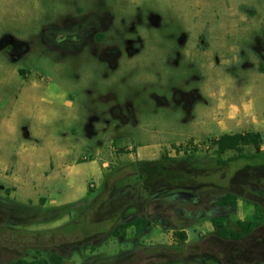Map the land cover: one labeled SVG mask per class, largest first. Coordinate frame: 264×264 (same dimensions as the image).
<instances>
[{
    "label": "rangeland",
    "instance_id": "obj_1",
    "mask_svg": "<svg viewBox=\"0 0 264 264\" xmlns=\"http://www.w3.org/2000/svg\"><path fill=\"white\" fill-rule=\"evenodd\" d=\"M94 14L103 22L101 29L91 34L104 29L106 43L111 46L93 43L96 37L92 44L100 48L95 50L86 42L73 50L70 43L62 41L78 33L67 29L71 20L86 21L84 29L87 25L93 29L97 20L90 15ZM115 47L122 51L118 62H104L105 49ZM131 48L141 53L130 57ZM188 51L192 52L190 57ZM200 58V66L195 63L194 69L190 67ZM261 65L264 0H0V116L8 117L7 122H0V147L10 154L11 161H17L26 148L37 146L40 152L31 157L33 162L27 159L26 164L18 165H31L38 177L52 164L60 167L64 148L74 149L79 161L88 160L84 157L94 150L88 145L93 146L96 136H102L94 131L104 128L119 134L126 116L134 125L157 111H169L167 116L191 112L196 93L190 91L199 85L202 73L210 77L213 68L236 72L243 93L236 86L224 89L228 102L263 96L264 82L251 85V77L263 71ZM143 72L151 76L138 81ZM228 78L223 75L220 80ZM57 87L65 89L75 105H60L56 100L55 106H60L56 115L62 111L63 116H47L48 103L60 93ZM44 96L50 100L45 101ZM236 108L231 106L224 117L236 119L232 112ZM260 119L258 127L237 121L224 131L257 130L264 138V116ZM183 125L178 121V127ZM150 126L163 128L157 122ZM210 137L196 138L204 152H196L193 145L196 160L168 151L169 160H159L162 152L135 168L129 165L134 163L129 156L123 155L128 153L118 151L99 177L92 162L79 163L73 191V196L80 195L79 206L46 223L27 224L26 214L11 216L14 210H28L21 204L11 206L6 200L14 199L6 188L9 184L1 182L0 263L40 259L35 249L49 257L46 248L62 254L65 264H234L237 259L255 264L260 258L264 260V144L256 159L220 166L215 150L205 146ZM244 152L255 154L256 150L245 147ZM237 154L230 151L227 157ZM143 167L147 170L140 180ZM9 172L13 171L5 173ZM57 186L71 193L62 179L50 182L52 189ZM227 193L239 197L237 207L218 206ZM16 201L39 209L40 201ZM199 202L198 210H192ZM138 214L152 218L156 230L140 238L130 228L126 238L113 237L112 231L120 222ZM218 215L224 216L230 228H237L238 221L255 218L258 225L245 242L226 246L212 224ZM178 229L189 235L186 246L179 248L173 236ZM261 252L262 257H257Z\"/></svg>",
    "mask_w": 264,
    "mask_h": 264
},
{
    "label": "crops",
    "instance_id": "obj_2",
    "mask_svg": "<svg viewBox=\"0 0 264 264\" xmlns=\"http://www.w3.org/2000/svg\"><path fill=\"white\" fill-rule=\"evenodd\" d=\"M209 46H207V48H209ZM191 50L192 48L190 51ZM190 51H188L189 57L192 53ZM140 53L141 52H139V50L136 51L135 49L131 48L129 51V56L136 57ZM121 56L122 51L120 50V52L116 55V62H118V59ZM191 60L192 59H190V62ZM103 61L107 62L105 59ZM202 62L203 61L201 58L200 61L194 60V65L190 67L194 69L195 63L200 66ZM205 66L206 68L208 67L206 64ZM261 69L263 71H259L258 74L255 75V78L251 77V79H253L251 85H261V83L264 82L263 65H261ZM29 74L30 73L27 72V75ZM207 74L204 75L203 72L200 76L201 81L199 82V85L193 88L196 91H190L192 93H196L194 95L196 101L194 102L192 110L189 113L188 110H185V108H182L185 110L184 114L175 116H167L168 114L166 113L169 111H157L145 116L144 118H141L140 120H137L138 122L134 125L131 122H128L129 119L128 116H126L127 118L125 117V122L123 123L122 127L120 126L119 134H113L110 130L106 131L104 128L95 130L94 127L95 134L96 132H99V134L102 136L100 137L97 135L93 146L88 145V149L94 148V150H92V153H89L84 157H89V159L86 161H79L81 157L75 152L74 149L64 148V151L61 152L60 155V167H56L55 164H52L50 170H46L36 177L33 174V170L30 168L31 165H24V167H21L18 164H26L27 159L30 162H33L31 161V157H36L40 152V149L37 146L33 145L26 148L20 153L21 156L17 161H11L10 154L5 152L4 147H0V183L5 181L9 184V186L6 188L10 190L9 195L11 194V198H14L13 200L16 199L22 202L33 203L44 200L46 207L74 203L81 199L79 198L80 195L73 196V191H75L76 188L74 176L76 174V166L79 163L92 162L96 166V173L99 177L100 175L103 176L104 168L112 162L118 151L119 153H128L123 155H126L127 157L129 156V161L136 162L152 160L158 158L162 152L165 153L168 151H175V147L185 145L188 142H197L196 138L199 136L204 135L218 137L224 133H228L224 131V127L234 125V123L237 121L248 123L253 127H258L261 122L260 117L264 116V106H260L262 102L264 103V95H259L257 98H254L251 95V100L246 98L242 100L241 103L235 101L228 102L229 96L228 93L224 94V89L228 91L229 87L236 86L237 91L239 93H243L241 87L239 88L238 86L240 84L236 72L229 70L226 67H219L218 69L213 68L212 73H210V77H208ZM223 75L229 77L226 82L224 80H220ZM150 76L151 74L148 72H143L137 76V80L142 81L144 78ZM29 79H31V77ZM147 84H151V82H148ZM57 88L59 89L61 87ZM33 89H36V86H33ZM199 90L200 95L198 93ZM42 99L45 101L50 100L48 96H44ZM52 100L53 101L48 103L47 106L48 111L45 113L47 116H54L60 112V106H55L56 100L60 101V105L62 103H70L73 106L75 105L73 101L69 100V94L67 91L62 88L60 93L56 94ZM244 101H246V103L243 104ZM233 105L238 107L235 110H232L236 119L224 117L230 110V107ZM118 115H122V113H118ZM59 116H63L62 111L59 115L54 117ZM7 118L8 117L0 116V122H7ZM180 120L184 124L182 128L177 126L178 121ZM173 121L177 122L173 124ZM67 122H69V120H67ZM152 122L160 123L163 128L157 130L153 129L150 126ZM208 127L210 128L208 129ZM242 131L243 130H240L239 132ZM48 143L51 145L52 142L49 141ZM68 157H71L72 159L68 160ZM8 169H11L13 172L5 173L8 171ZM57 179H62L66 185L71 188V193H69L65 187L57 186L52 189L50 187V182H55ZM88 191H90L89 188ZM29 194H31L32 197L28 196ZM22 196H25L29 199H23ZM153 230L156 229L154 228ZM220 240L226 244L224 239L220 238ZM234 264H237V261H235Z\"/></svg>",
    "mask_w": 264,
    "mask_h": 264
},
{
    "label": "trees",
    "instance_id": "obj_3",
    "mask_svg": "<svg viewBox=\"0 0 264 264\" xmlns=\"http://www.w3.org/2000/svg\"><path fill=\"white\" fill-rule=\"evenodd\" d=\"M209 142L212 146L216 148V163L220 166H227L229 163L237 161V160H253L256 159L262 152V146L264 144V138L262 134L258 131H244L238 133H224L218 137H210ZM197 145V142H188L185 145H180L175 147L176 156L188 157L189 160H196L197 154L195 150H193V145ZM245 147H253L256 150L255 154H246L244 152ZM235 151L238 154L236 156L227 157L228 152ZM175 156V158H176ZM159 160L167 161L169 158L167 157V152L163 153ZM158 160V161H159ZM154 162V161H152ZM149 162V163H152ZM157 162V161H156ZM148 164V161H136L134 163H130L131 167L144 166ZM147 170L145 167L141 170V174L139 175L140 180H143V172ZM142 175V176H141ZM107 183H105L104 188L106 189ZM6 200L12 203L11 206L20 205L25 207L28 211L20 212L18 210H14L10 213L11 216L18 214H26L27 217L24 219L27 224H39L46 223L54 220H58L66 216L67 214L75 211V209L79 206V202L77 203H69L63 204L57 207H46L45 201L41 200L39 209L35 208L36 205H25L19 203L16 200L7 198ZM239 202V197L232 193L224 194L221 199H219L218 206L222 208L229 207H237ZM82 203L81 205H83ZM78 205V206H77ZM22 219H16L17 223H22L20 221ZM152 218L148 217L146 214H138L134 217L123 220L118 224L117 229L112 231V235L115 238H126L128 235V230L130 228L135 229V234L137 237L146 236L151 229L156 228L155 225H152ZM154 222V221H153ZM24 223V222H23ZM212 224L215 230V233L220 238H225L228 240H241L245 236L252 234L253 231L257 228L258 218L253 219L252 221H238L237 228H230L225 225L224 216H216L212 218ZM55 232V231H53ZM175 246L184 247L186 246L189 235L185 229L175 230L173 233ZM49 251L50 256H43L41 249H35L36 253L41 254V258L29 261L25 258H18L15 261L10 262L9 264H65L66 258L60 254L57 250H51L50 248H46ZM1 264V263H0Z\"/></svg>",
    "mask_w": 264,
    "mask_h": 264
},
{
    "label": "flooded vegetation",
    "instance_id": "obj_4",
    "mask_svg": "<svg viewBox=\"0 0 264 264\" xmlns=\"http://www.w3.org/2000/svg\"><path fill=\"white\" fill-rule=\"evenodd\" d=\"M90 17H93L95 20H97V23L95 24V26H94V28L93 29H91L92 27H90V26H88L87 25V27L84 29V27H83V24H85L86 23V21H74V20H71V21H69V25H68V28L67 29H69V28H71V29H73V30H78V33L76 34V35H74V36H67L66 38H64V40H62V41H66L67 43H70V47L73 49V50H79L80 48H82L83 46L82 45H84L86 42H88V44L90 45V46H95L96 48H95V50L97 49V48H100V47H98L97 45H94V44H92V42H93V40L97 37V40H96V42H93V43H96V44H99L100 46H103V45H101V44H104L105 46H111L112 44L111 43H106V36H105V32H104V29H103V31L102 30H100V32L98 31V34L96 33V34H94V35H92L91 34V32H93V31H97V28H99V29H101L100 27H101V22H103V19H102V17H98L97 15H90ZM102 20V21H101ZM72 22H75V24L74 23H72ZM100 42H102V43H100ZM105 49V48H104ZM120 52V50L119 49H117V47H115V48H110V49H108V50H106L105 49V51L103 52V55H104V59L108 62V63H110V59H114L115 60V62H116V55H117V53H119ZM206 202H209V199L208 200H206V199H204ZM204 200H202L203 202H204ZM201 201V202H202ZM201 202H199L198 204H194L195 205V207L192 209V210H198V208L201 206ZM255 231V230H254ZM253 231V232H254ZM251 236V234H249V235H247V236H245L243 239H241V240H228V239H225V238H223L224 240H225V242H226V244H224V245H226V246H228L229 244H231L232 243V246H233V244H235L236 246H237V244H241V243H243V242H245L246 241V239L247 238H249ZM222 239V238H221ZM230 249H228V250H231V246L229 247ZM233 248V247H232ZM247 251H248V253L251 251V249H247ZM240 253L241 254H246L245 253V251L244 250H240ZM262 255V252L260 253V254H257L256 256L257 257H262L261 256ZM235 261H237V264H249V262H244V259H237V260H235ZM234 261V262H235ZM221 262L223 263L224 261H223V258H222V260H221ZM255 264H264V260L262 259V258H260V259H258L256 262H255Z\"/></svg>",
    "mask_w": 264,
    "mask_h": 264
},
{
    "label": "built area",
    "instance_id": "obj_5",
    "mask_svg": "<svg viewBox=\"0 0 264 264\" xmlns=\"http://www.w3.org/2000/svg\"><path fill=\"white\" fill-rule=\"evenodd\" d=\"M205 146H206L207 149H210L211 152H212V150H215V151H216V148L210 144L209 140H208L207 143H205ZM194 148H195L196 152H198V153H199V152H203L202 149H201V145L198 144V143H197L196 146H195V144H194ZM203 153H204V152H203Z\"/></svg>",
    "mask_w": 264,
    "mask_h": 264
}]
</instances>
